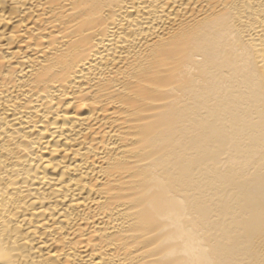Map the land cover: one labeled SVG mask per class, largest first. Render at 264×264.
Returning <instances> with one entry per match:
<instances>
[{
  "label": "bare ground",
  "instance_id": "6f19581e",
  "mask_svg": "<svg viewBox=\"0 0 264 264\" xmlns=\"http://www.w3.org/2000/svg\"><path fill=\"white\" fill-rule=\"evenodd\" d=\"M0 264H264V0H0Z\"/></svg>",
  "mask_w": 264,
  "mask_h": 264
}]
</instances>
